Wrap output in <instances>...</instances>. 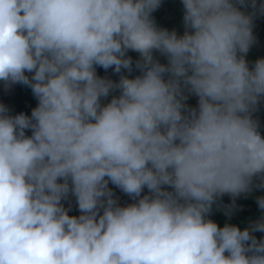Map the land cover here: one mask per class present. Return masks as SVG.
Listing matches in <instances>:
<instances>
[{
	"label": "clouds",
	"instance_id": "1",
	"mask_svg": "<svg viewBox=\"0 0 264 264\" xmlns=\"http://www.w3.org/2000/svg\"><path fill=\"white\" fill-rule=\"evenodd\" d=\"M160 2L0 0V80L38 101L13 116L12 93L0 98V264H264V237L252 235L264 232V195L243 230L209 219L223 195L230 216L237 197L264 189L250 116L264 58L249 70L237 55L264 4L246 14L235 6L246 0H182L178 36L156 27ZM128 50L140 75L96 74L131 72ZM109 181L133 202L121 206ZM69 194L78 216L61 203Z\"/></svg>",
	"mask_w": 264,
	"mask_h": 264
},
{
	"label": "trees",
	"instance_id": "2",
	"mask_svg": "<svg viewBox=\"0 0 264 264\" xmlns=\"http://www.w3.org/2000/svg\"><path fill=\"white\" fill-rule=\"evenodd\" d=\"M235 2V0H234ZM250 0H246L245 5L238 3L235 6L244 13L252 12V8L248 6ZM260 4H264V0H256L257 9ZM183 5L182 0H161L160 5L152 13L151 17L157 28H164L168 31L175 30L177 35H183L185 28L183 24ZM252 36L253 42L250 44L249 49L246 53H238V57L243 55V58L251 70L258 59L264 58V14L257 12L253 16L252 20ZM126 56L131 57L132 60V71L129 72L127 69L121 68L119 73L113 71L114 66H110L108 69H104L100 66H95L96 74L98 76L118 81L121 74L127 75L129 78H134L140 75V70L135 67V62L140 58L139 53L133 50H128ZM154 59L158 60L162 64H166V57L161 55L158 51L153 50ZM25 75L31 78L32 73L25 72ZM7 90L12 93V97L7 99L8 110H10L13 116L23 113L26 116H31V110L36 107L38 101L33 95L31 88L20 82L11 83L0 80V98L3 92ZM118 90L110 92L109 96L101 98V104H106L110 101L113 95H118ZM187 99L183 101L188 108H196L198 103V97L194 94H189L185 90ZM184 111V110H182ZM251 118L256 122L257 131L264 137V96L260 97L254 110L250 112ZM108 187L112 190L114 198H117V202L124 206L128 203H132L131 197L122 192L118 187L113 185L110 181ZM167 190H171L168 186H164ZM148 192L145 187L141 195ZM264 195V189L253 188V191L249 194L241 195L236 198L235 207L231 209V215L225 214V206L231 205V198L225 194L219 198L216 204L213 205V209L209 214V219L217 223L219 227H222L225 223L235 224L241 230L248 227L249 223L258 219L261 215V210L258 208L256 203V197ZM65 208H69L68 214L71 216H78L80 211L76 205L75 197L69 194L67 200H62ZM219 205V208L217 207ZM70 206V207H69ZM257 240L264 237V232L256 231L252 233Z\"/></svg>",
	"mask_w": 264,
	"mask_h": 264
}]
</instances>
